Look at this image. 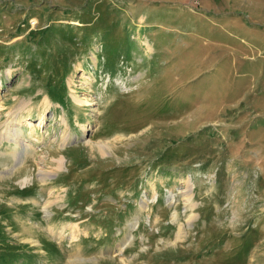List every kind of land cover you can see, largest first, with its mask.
<instances>
[{"label": "rangeland", "instance_id": "rangeland-1", "mask_svg": "<svg viewBox=\"0 0 264 264\" xmlns=\"http://www.w3.org/2000/svg\"><path fill=\"white\" fill-rule=\"evenodd\" d=\"M7 125L0 264H264V0H0Z\"/></svg>", "mask_w": 264, "mask_h": 264}, {"label": "bare ground", "instance_id": "bare-ground-1", "mask_svg": "<svg viewBox=\"0 0 264 264\" xmlns=\"http://www.w3.org/2000/svg\"><path fill=\"white\" fill-rule=\"evenodd\" d=\"M44 103L48 104V101H45L44 100ZM18 112V111H17ZM69 137V136H68ZM0 144L3 140H7V141H10V142H13L14 145L16 146L15 149H18L17 147H21V140L19 139L17 133H16V129H12L10 127V125H7V127H5V129L1 132V136H0ZM66 135L62 136V140L64 141V143L66 142ZM69 139V138H68ZM25 147H27V144L24 145ZM102 150L104 149V147L102 146L101 147ZM23 150V149H22ZM14 154H19L17 152H13V155ZM55 164L57 165V169H60L62 164H63V160L62 159H57L55 160ZM44 172V171H43ZM45 173V172H44ZM40 176V181L42 182H45V179L48 178V174L47 172L45 174H39ZM27 180V179H26ZM24 179L23 182L26 181ZM183 197H184V201L186 203V205L192 209L194 207V205L192 204V193H191V188L190 187H187L186 190L182 193ZM56 200L57 199H52V200H46L45 203H44V210L46 211L50 206L54 205L56 203ZM194 217L191 215L190 216V220H192ZM56 228V227H55ZM65 228V227H64ZM74 228V227H73ZM52 227H50L49 230L52 231ZM62 229V228H61ZM61 232V231H60ZM52 233V232H51ZM53 234V233H52ZM62 234V233H61ZM178 234L180 235V233L178 232ZM180 238V237H179Z\"/></svg>", "mask_w": 264, "mask_h": 264}, {"label": "trees", "instance_id": "trees-1", "mask_svg": "<svg viewBox=\"0 0 264 264\" xmlns=\"http://www.w3.org/2000/svg\"><path fill=\"white\" fill-rule=\"evenodd\" d=\"M62 61H63V60L58 59V65L61 66V67H63V68H64V71H66V70H70L69 67H70V64H71V63L69 64L68 61L66 60L67 62H66L65 65L63 66V65H62ZM60 86H61V88H63V89L65 88V86L63 85V79H62V82L60 83Z\"/></svg>", "mask_w": 264, "mask_h": 264}]
</instances>
